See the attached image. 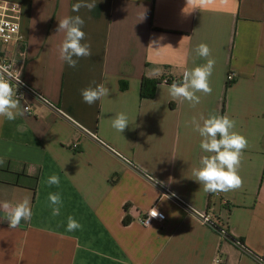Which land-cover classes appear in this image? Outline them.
<instances>
[{"label": "crops", "instance_id": "obj_1", "mask_svg": "<svg viewBox=\"0 0 264 264\" xmlns=\"http://www.w3.org/2000/svg\"><path fill=\"white\" fill-rule=\"evenodd\" d=\"M0 1L21 6L24 79L66 115L29 97L23 115L0 117V204L27 198L32 210L10 228L0 207V264H264V0ZM77 15L91 55L72 68L60 59L65 34L57 29ZM201 43L210 57L197 54ZM207 59L215 60L211 94L197 92L195 107L174 99L163 80L181 83ZM144 79L159 82L153 98L141 96ZM98 84L110 95L86 104L81 90ZM119 113L128 118L122 133L112 127ZM209 115H227L248 141L239 189L209 193L194 181L192 170L210 154L191 122ZM54 174L59 186L47 183ZM171 194L218 218V228ZM153 207L169 221L141 224ZM69 217L81 227L69 232Z\"/></svg>", "mask_w": 264, "mask_h": 264}, {"label": "clouds", "instance_id": "obj_2", "mask_svg": "<svg viewBox=\"0 0 264 264\" xmlns=\"http://www.w3.org/2000/svg\"><path fill=\"white\" fill-rule=\"evenodd\" d=\"M81 7H87L89 10L96 7L93 3H76L72 6L74 12H79ZM84 20L79 16H67L59 20L57 32H63L64 39L59 48L60 59L75 68L78 58L91 55L90 44L82 43L85 40V32L82 30ZM170 46V45H168ZM196 52L200 57H210L211 50L207 44L201 43L197 46ZM76 57L77 59H74ZM215 65L214 59H207V63L197 66L183 73L181 83L173 82L169 86V94L174 98H181L191 103L193 107L200 102V97L196 95L201 92L210 95L212 88L209 78L212 75ZM12 64L0 65V117L7 120H15L18 115H23L20 111V99L17 96V88H13L10 80L15 79L19 82L20 72L10 70ZM110 95V90L104 84H98L95 87H87L81 90L83 101L92 105L98 100H102ZM201 124L195 118L192 120L194 130L202 137L200 148L203 152L209 153L201 157L200 167L192 170L194 181L203 185L204 191L209 193L227 192L242 187L243 179L238 174L243 150L248 147L246 137L237 133L235 121L227 115H209L208 118L200 117ZM112 127L118 132H123L128 127V118L124 113H119L112 120ZM4 163L0 159V165ZM49 185L60 184L58 175H52L48 178ZM48 199L53 205L61 203L59 194H49ZM0 207L5 211L6 218L9 221L10 228L19 226L21 220L30 221L32 210L29 199L25 198L15 205L9 202H3ZM53 215H59V208H53ZM149 217H157L158 212L153 209L148 213ZM81 227L73 218L69 217L67 230L69 232Z\"/></svg>", "mask_w": 264, "mask_h": 264}, {"label": "built area", "instance_id": "obj_3", "mask_svg": "<svg viewBox=\"0 0 264 264\" xmlns=\"http://www.w3.org/2000/svg\"><path fill=\"white\" fill-rule=\"evenodd\" d=\"M21 11V6L17 3L7 2V1H0V65H10L12 64V68L10 70L19 71L20 78L19 82H16L15 79H11L10 83L12 87L15 89L17 88V96L21 97L20 101H26L27 98L32 97L40 104L47 106L51 110L57 112L60 115L66 117L65 113L62 109L58 108L56 104H54L51 100H49L46 96L36 90L33 86H31L23 77V70L25 64V51L22 46L25 45V38L20 33V24L18 21V17ZM18 44L21 46L19 47ZM228 80H233V75L228 76ZM175 82L174 80H170L165 78L163 80L164 84H169ZM24 109L26 112H30L32 107L29 103H25ZM78 128L82 129L83 131L87 132L84 128L80 125H77ZM91 137L98 140V137L95 134H90ZM74 147L76 148L77 145L75 144ZM129 162V161H128ZM130 163V162H129ZM154 181L152 177H150ZM170 193V192H168ZM172 196V194H171ZM175 201L183 206L187 211L191 214L195 215L204 225L210 226L212 228H218L220 225V221H217L215 217H213L208 212H199L198 210L194 209L190 205H188L183 200L177 198L176 196H172ZM156 209L158 212L157 217H149L148 213ZM140 223L144 226H149L153 221H158L162 223H167L169 221L168 217L163 214L157 207L151 208L147 214L140 218ZM220 234L224 237H228V232L225 228H220ZM238 245L243 246L241 243H237ZM221 259L217 257L214 261V264H221Z\"/></svg>", "mask_w": 264, "mask_h": 264}, {"label": "trees", "instance_id": "obj_4", "mask_svg": "<svg viewBox=\"0 0 264 264\" xmlns=\"http://www.w3.org/2000/svg\"><path fill=\"white\" fill-rule=\"evenodd\" d=\"M159 82L156 80V81H147V79H144L143 80V85H142V92H141V96L142 97H148V98H153L155 96V86L158 85ZM149 86H152V88L149 89ZM19 176H23L22 174H20ZM37 179L35 178V183H36ZM36 186V184L34 185ZM126 210H128V207H126ZM126 224L129 223V219H125L124 221ZM227 239L231 242H233L234 244H237V243H241L243 246V242H242V239H236L232 236H229L227 237ZM245 247V246H244Z\"/></svg>", "mask_w": 264, "mask_h": 264}]
</instances>
